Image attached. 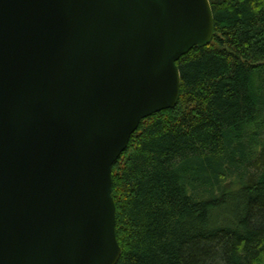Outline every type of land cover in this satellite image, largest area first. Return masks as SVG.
I'll return each mask as SVG.
<instances>
[{
    "label": "water",
    "instance_id": "water-1",
    "mask_svg": "<svg viewBox=\"0 0 264 264\" xmlns=\"http://www.w3.org/2000/svg\"><path fill=\"white\" fill-rule=\"evenodd\" d=\"M210 0H0V264H117L113 166L174 108Z\"/></svg>",
    "mask_w": 264,
    "mask_h": 264
},
{
    "label": "trees",
    "instance_id": "trees-1",
    "mask_svg": "<svg viewBox=\"0 0 264 264\" xmlns=\"http://www.w3.org/2000/svg\"><path fill=\"white\" fill-rule=\"evenodd\" d=\"M174 108L113 166L117 264H264V0H210Z\"/></svg>",
    "mask_w": 264,
    "mask_h": 264
}]
</instances>
